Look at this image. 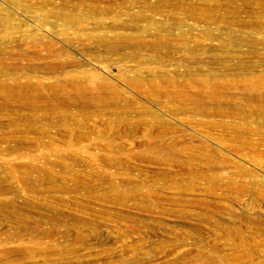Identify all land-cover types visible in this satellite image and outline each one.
<instances>
[{
    "label": "rangeland",
    "instance_id": "374dc122",
    "mask_svg": "<svg viewBox=\"0 0 264 264\" xmlns=\"http://www.w3.org/2000/svg\"><path fill=\"white\" fill-rule=\"evenodd\" d=\"M0 264H264V0H0Z\"/></svg>",
    "mask_w": 264,
    "mask_h": 264
}]
</instances>
